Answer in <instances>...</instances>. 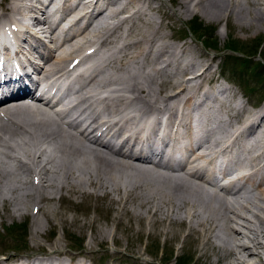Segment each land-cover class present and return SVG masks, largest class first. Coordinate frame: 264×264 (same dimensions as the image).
I'll return each instance as SVG.
<instances>
[{
  "label": "bare ground",
  "instance_id": "6f19581e",
  "mask_svg": "<svg viewBox=\"0 0 264 264\" xmlns=\"http://www.w3.org/2000/svg\"><path fill=\"white\" fill-rule=\"evenodd\" d=\"M21 1L5 7L0 2V26L15 23L13 31L18 24L13 17H19L20 31H13L20 34L19 52L40 69L45 84L71 79L64 88L70 95L59 96L58 109L25 89L26 94L0 103V204L11 210L9 216L68 196L80 202L92 196L110 204L132 202L150 215L151 226L178 212L173 224L180 228L191 220L200 240L211 239L218 229L228 231L226 224L232 235L219 237L221 257L232 254L236 264L258 258L264 264V217L257 213L264 215V106H234L231 88L223 87L222 95L214 89L221 83L213 61L194 57L186 44L171 45L160 22L138 23L135 18L156 9V0H52L29 6ZM163 1L177 3L178 12L165 16L180 21L200 13L211 21L225 19L244 33L264 29V0ZM46 33L48 47L40 39ZM151 41L155 52L145 65ZM37 49L40 63L34 60ZM162 115L167 123L158 134ZM81 116L84 126L75 120ZM98 133L117 138V146L100 145ZM167 141V160L176 167L152 163ZM16 146L26 153L15 152ZM217 155L219 165L209 168ZM217 174L228 183L220 185ZM143 213L136 221L146 219ZM247 214L258 220L257 227ZM32 226L38 232V223ZM92 240L105 241L99 233ZM36 255L6 256L0 264H26ZM56 255L45 253V260L56 264Z\"/></svg>",
  "mask_w": 264,
  "mask_h": 264
},
{
  "label": "rangeland",
  "instance_id": "374dc122",
  "mask_svg": "<svg viewBox=\"0 0 264 264\" xmlns=\"http://www.w3.org/2000/svg\"><path fill=\"white\" fill-rule=\"evenodd\" d=\"M1 1L8 2V0ZM153 5L156 8L155 10H148L142 16L143 18H135L138 23L141 24L145 18L160 22L164 27L165 34L172 37L170 40L171 45L176 43L178 45L186 44V46L193 49L194 57L203 56L206 61H211V63L213 61L212 70L219 78L221 85L218 86L212 83L211 87L214 85V89H218L220 95L226 91V87L231 88L236 93V95L234 94L236 96L233 101L234 106L239 107L236 102H241L245 106L244 109L249 110H251V106H255L257 109L264 106V89L261 84L255 82L252 76H247L244 73L235 77L232 74L233 62L226 67V70H223L227 58L231 60H233L232 57L242 58L241 52L228 51L225 46L230 42L237 44V47L239 45L249 46L254 44L255 41H259L262 43L261 50L264 51V29L259 34L254 32L244 33L236 27H232L231 23L225 19L211 21L200 13L180 21L178 18L165 16V12L168 11L170 13L173 11L178 12L177 3L156 0ZM196 17L200 18V22L205 26L213 29V35L218 42L217 50L207 48L199 42L196 36L188 32L187 22ZM183 32L186 33L184 37L181 36ZM42 39H45L43 35ZM149 39L147 37L144 41L146 45ZM152 41L151 44L149 43L150 47L147 51L149 55H146L142 60L145 65L152 53L155 52L153 49L154 42L152 43ZM189 59L191 58L189 57ZM251 60L255 63H263L259 56L252 57ZM242 77H245L244 80H242ZM208 85L206 84L205 88ZM223 96L228 97L227 93ZM164 116L162 115L161 118ZM11 142L14 143L13 139H11ZM13 146L15 147V145ZM14 149L15 152L26 153L24 152L25 149L23 150L19 146ZM256 196H251V199L256 200L259 197ZM62 199H57L53 203L44 201L38 208L28 205L26 214L22 216L21 213L14 211L11 213V217L9 216L11 210L3 208L0 204V254L17 257L19 253L20 255L39 254L40 252L57 253L56 256L59 258H55L54 263L56 264H64V262L72 264L71 262L75 259L83 262V264H175V258L180 256H185L186 259L190 258L193 260L192 264L237 263L232 254L221 257L223 253L219 251L222 243L219 237H225L227 233L232 235L229 232L230 226L228 227L226 224L228 231L218 229L211 234V239L200 240L199 235L195 231H191V220H185L180 228L173 224L174 219H179L180 214L178 212V216H173L171 219L164 220L157 225L154 223L151 226L150 215L141 212L136 204L132 202L126 203V206H124L121 203L110 204L107 200L98 201L93 196L91 199L84 198L86 200L81 202L79 200L77 202L72 196H68L66 200L65 198ZM126 209L128 210L127 214L131 216L126 215ZM253 211L255 212L256 209H253ZM141 213L145 215L146 219L138 222L136 217L140 216ZM257 213L264 217L261 212ZM161 216L165 217L162 212H159V217ZM247 216L256 227L259 225L255 217L251 214H247ZM33 223H38V232L32 226ZM19 224L22 225L20 226L21 229L15 227ZM242 229L248 231L245 228ZM172 232L175 233L174 237ZM97 233L105 241H93L92 238ZM70 236L80 239L81 247H75L74 242L69 239ZM260 241L264 244L263 237ZM250 245L253 246L254 243H250ZM155 246H157V251ZM17 248L21 250H17ZM262 257L264 261V251ZM258 260V258L251 259L248 264H259Z\"/></svg>",
  "mask_w": 264,
  "mask_h": 264
},
{
  "label": "trees",
  "instance_id": "16d2710c",
  "mask_svg": "<svg viewBox=\"0 0 264 264\" xmlns=\"http://www.w3.org/2000/svg\"><path fill=\"white\" fill-rule=\"evenodd\" d=\"M188 32L192 34L193 36H196L199 39V42L204 44L207 48H214L218 49L217 47V40L213 35V29L211 27L205 26L203 23L200 22V20L196 17L189 21V24L187 25ZM184 35H186L185 32H183ZM213 36V37H212ZM226 45V44H225ZM235 43H228L225 46V49L232 52H241L242 58H233L226 59V62L224 63L223 70H226V67L229 66L230 63L233 62L234 67L232 70V74L235 75H242L244 73L247 74V76H252L257 84H261L262 88L264 89V51H262V43L259 41H255L254 44L245 46V45H239L236 46ZM259 56L262 59L263 63H255L251 60L252 57ZM245 77H242V80H244ZM19 227L20 226H15ZM75 238V237H74ZM77 243L76 246L81 247V240L78 238H75ZM156 251H157V246ZM17 250H21L18 249ZM160 250V249H159ZM193 260L186 259L185 256H180L175 258V264H192Z\"/></svg>",
  "mask_w": 264,
  "mask_h": 264
}]
</instances>
